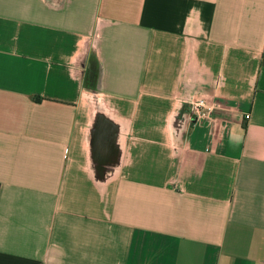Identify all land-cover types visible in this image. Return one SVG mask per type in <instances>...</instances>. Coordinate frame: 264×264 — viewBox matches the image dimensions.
Listing matches in <instances>:
<instances>
[{"label": "crops", "instance_id": "1", "mask_svg": "<svg viewBox=\"0 0 264 264\" xmlns=\"http://www.w3.org/2000/svg\"><path fill=\"white\" fill-rule=\"evenodd\" d=\"M0 264H264V0H0Z\"/></svg>", "mask_w": 264, "mask_h": 264}, {"label": "built area", "instance_id": "2", "mask_svg": "<svg viewBox=\"0 0 264 264\" xmlns=\"http://www.w3.org/2000/svg\"><path fill=\"white\" fill-rule=\"evenodd\" d=\"M185 106L190 111L191 115L194 117L195 122L199 126H203V124L209 119L211 109L206 108L205 99L203 96L199 95L193 99H186ZM249 114H246L248 117Z\"/></svg>", "mask_w": 264, "mask_h": 264}]
</instances>
